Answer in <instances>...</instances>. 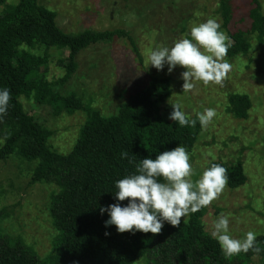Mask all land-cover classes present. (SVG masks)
Listing matches in <instances>:
<instances>
[{
    "label": "rangeland",
    "instance_id": "obj_1",
    "mask_svg": "<svg viewBox=\"0 0 264 264\" xmlns=\"http://www.w3.org/2000/svg\"><path fill=\"white\" fill-rule=\"evenodd\" d=\"M16 1L3 0L0 10ZM38 2L55 13L57 25L66 33L122 29L131 34L138 48L133 52L122 38L92 44L78 54L76 71L63 85L58 84L64 72L57 59L66 57L68 51L48 50V63L40 72L50 92L20 97L29 116L50 132L48 147L67 154L93 114L104 119L114 117L131 95L145 89L151 77L167 78V96L156 103L157 111L173 149L182 146V129L194 133V144L189 152L195 171L193 180L212 162L225 167L241 164L248 178L243 186L226 187L219 199L202 209L199 221L204 233L213 237V225L223 213L229 218V235L233 238L243 239L249 231L256 236L264 235V37L258 39L246 33L250 44L247 56L230 54V47L226 59L233 69L222 86L195 82L192 91L184 93L182 73L186 69L177 66L169 74L166 64L163 71H158L151 66L148 57L161 45L171 48L177 40L191 38V28L208 19H216L221 25L219 0ZM260 3L264 17V0ZM248 27L249 20L240 9L229 29L246 32ZM44 51V46L34 41L31 45L17 46L15 57L40 56ZM72 93L81 105L77 109L68 107L65 102ZM233 94L249 99L245 119L236 118L229 109L228 98ZM176 103L190 120H196L194 127H181L169 119L172 104ZM206 108L215 109L216 116L202 129L197 114ZM7 136L8 128H5L0 132V147ZM37 164L23 158L17 148L0 160V240L11 245L19 243L39 259L47 260L58 234L49 214L50 198L61 189L55 183L30 184ZM167 224L164 222L162 231ZM260 262L256 257L249 264ZM133 264H146V259Z\"/></svg>",
    "mask_w": 264,
    "mask_h": 264
},
{
    "label": "trees",
    "instance_id": "obj_2",
    "mask_svg": "<svg viewBox=\"0 0 264 264\" xmlns=\"http://www.w3.org/2000/svg\"><path fill=\"white\" fill-rule=\"evenodd\" d=\"M38 1L17 0L0 10V89L10 90L12 97L7 114L0 119V132L8 128V136L0 147V160L17 148L23 158L38 163L30 184L55 183L61 189L50 198L49 208L58 234L47 260L39 259L19 243L11 245L0 240V264H133L142 258L146 264H249L256 257L261 260L257 264H263L264 235H257L261 249L258 254L249 251L226 257L218 241L203 231L199 221L203 208L190 213L178 228L167 224L160 235L121 234L114 225L106 227L110 216L108 212L101 214L100 209L129 203L115 198L116 182L135 173V164L129 159L139 163L173 149L156 106L167 96L168 79L151 77L145 89L131 95L114 117L104 119L93 114L67 154L50 149V132L33 120L20 102L21 96L50 92L40 72L48 63V50L68 51L66 57L57 59L64 72L58 84L63 85L76 71L78 54L92 44L122 38L133 52L138 48L131 34L122 29L66 33L57 25L55 13ZM219 6L221 29L232 41L229 53L247 56L250 44L246 33L258 39L264 37L260 0H219ZM240 9L246 14L249 27L246 32H231L229 26ZM34 41L44 46L42 55L15 57L17 46ZM65 102L70 108L81 106L73 93ZM228 106L236 118L245 119L250 102L244 95L233 94ZM194 139V133L181 130L182 146L188 152ZM123 152L128 153L129 159L121 157ZM213 164L220 163L212 162L208 168ZM223 167L227 169V187L235 189L246 183L248 178L241 164Z\"/></svg>",
    "mask_w": 264,
    "mask_h": 264
},
{
    "label": "clouds",
    "instance_id": "obj_3",
    "mask_svg": "<svg viewBox=\"0 0 264 264\" xmlns=\"http://www.w3.org/2000/svg\"><path fill=\"white\" fill-rule=\"evenodd\" d=\"M190 37L177 40L171 48L161 45L151 51L148 57L151 66L163 71L167 64L169 74L177 66L186 69L182 73L184 93L192 91L195 82H202L204 86H222L233 69L226 59L232 46L231 38L221 30L216 19L193 26ZM11 98L10 90L0 89V119L7 114ZM172 107L170 120L178 122L181 127L195 126L196 120H190L179 103L172 104ZM215 116L216 111L212 108L198 113L202 129H206ZM121 157L129 159L127 152L121 153ZM129 163L135 164V173L115 184V198L129 203L123 207L116 203L100 209L101 214L108 212L110 216L106 227L114 225L121 234L142 232L160 235L164 222L178 228L190 213L198 212L219 199L228 184L227 169L220 164H213L193 180L195 171L191 156L183 146L164 151L155 159L145 158L136 163L132 158ZM161 178L164 182H160ZM229 223L228 216L221 213L212 231L226 257L261 251L254 232H247L243 239L233 238L229 235Z\"/></svg>",
    "mask_w": 264,
    "mask_h": 264
}]
</instances>
